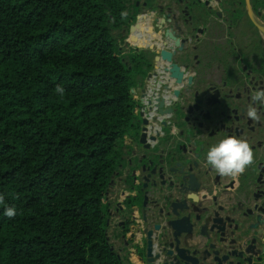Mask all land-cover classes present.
Masks as SVG:
<instances>
[{
	"label": "trees",
	"instance_id": "1",
	"mask_svg": "<svg viewBox=\"0 0 264 264\" xmlns=\"http://www.w3.org/2000/svg\"><path fill=\"white\" fill-rule=\"evenodd\" d=\"M123 21L124 0H0V264H131L105 202L142 98Z\"/></svg>",
	"mask_w": 264,
	"mask_h": 264
},
{
	"label": "flooded vegetation",
	"instance_id": "2",
	"mask_svg": "<svg viewBox=\"0 0 264 264\" xmlns=\"http://www.w3.org/2000/svg\"><path fill=\"white\" fill-rule=\"evenodd\" d=\"M250 4L264 24V0ZM138 14L153 26L151 51L159 62L151 64L147 52H139L142 97L148 92L146 79L158 75L167 96L162 107L159 101L136 117L116 178L124 170L132 190L130 173L139 172L137 193L152 227L159 225L158 249L162 227L171 219L168 204L184 205L193 195L207 199L204 206L223 208L226 237L244 253L234 264H264V106L251 99L264 91V30L250 17L246 0H124V18L132 21ZM252 107L260 120L247 117ZM225 136L245 139L254 154L253 163L235 176L218 174L205 160L208 148ZM191 174L194 191L183 183ZM208 243L188 228L181 246L193 251Z\"/></svg>",
	"mask_w": 264,
	"mask_h": 264
},
{
	"label": "water",
	"instance_id": "3",
	"mask_svg": "<svg viewBox=\"0 0 264 264\" xmlns=\"http://www.w3.org/2000/svg\"><path fill=\"white\" fill-rule=\"evenodd\" d=\"M246 5L253 22L261 30H264V24L253 13L249 0H246ZM163 53L169 57L167 52ZM172 70L174 75L180 76V73L175 72V70L177 71L176 66ZM159 105L162 107L164 102L162 101ZM148 122L145 118L144 124H148ZM140 142L144 143L143 136ZM183 183L187 186L188 191H194L192 190V174L183 178ZM206 200L190 195L184 201V205L168 204L167 216H171V219L167 220L162 227L165 234L159 249L156 244L155 231L159 225L152 227L151 220L148 219L147 212L144 210V221L148 225L145 229L147 236L146 264H210L209 261H212V264H234L235 260L242 258L244 253L241 251L238 253L239 250L233 248V242L226 237L227 218L222 217L223 208H216L217 204L204 206ZM144 206H147L146 202ZM188 228L191 231L197 229L199 234L207 238L208 245L203 249L198 247L193 251L183 248L181 246L182 239L187 236Z\"/></svg>",
	"mask_w": 264,
	"mask_h": 264
},
{
	"label": "crops",
	"instance_id": "4",
	"mask_svg": "<svg viewBox=\"0 0 264 264\" xmlns=\"http://www.w3.org/2000/svg\"><path fill=\"white\" fill-rule=\"evenodd\" d=\"M146 94L148 97V92ZM154 111L155 109H152L151 113H154ZM127 141L125 137L124 145L127 144ZM125 177L126 173H124L123 170L121 176L116 178L114 183L112 182L105 199L110 216L107 226L108 230L110 229L114 234L113 236L124 243V250L131 264H146L147 236L145 229L148 225L143 219L144 210L140 204L139 195L137 193V187L140 183L139 172L134 169L130 173L132 190H128ZM127 200H131L129 204ZM153 223L154 222L151 221V226H153ZM125 230L127 232L124 234ZM119 235L122 237L119 238Z\"/></svg>",
	"mask_w": 264,
	"mask_h": 264
},
{
	"label": "rangeland",
	"instance_id": "5",
	"mask_svg": "<svg viewBox=\"0 0 264 264\" xmlns=\"http://www.w3.org/2000/svg\"><path fill=\"white\" fill-rule=\"evenodd\" d=\"M153 34V26L150 25L149 20L144 19L140 14L134 16L132 21L124 18V21L121 23V25L114 29V35L118 40L123 54L125 55L127 64H129L131 68L134 67L135 69L133 72V76L136 89L141 88V82L138 78L139 75L138 73H136L140 68V64L138 61V55L140 54L139 52H147V62L155 65L159 64L158 58H156L151 51L154 45V40L152 37ZM146 80L149 96L147 97L146 92H144L145 97L136 99V106L134 108V114L136 117L141 116L142 106L143 110H147L148 107L157 105L159 101L164 100L167 96V92L161 87L162 85L159 86V83H161L162 81V78L159 75L157 76V78L148 77V79ZM159 107L161 106L159 105ZM108 233L111 238V242L114 245V248L120 250L123 242L118 240L117 237L113 236L114 234L110 231V229L108 230Z\"/></svg>",
	"mask_w": 264,
	"mask_h": 264
},
{
	"label": "clouds",
	"instance_id": "6",
	"mask_svg": "<svg viewBox=\"0 0 264 264\" xmlns=\"http://www.w3.org/2000/svg\"><path fill=\"white\" fill-rule=\"evenodd\" d=\"M57 91L62 93L63 89L57 88ZM251 99L255 104L264 106V91H257ZM246 115L251 120H260L255 107L249 108ZM253 159L254 154L249 143L237 136H225L211 145L205 153L207 165L220 175L240 174L253 163ZM2 201L3 197L0 196V202ZM3 214L8 218H13L17 215V210L15 207H5Z\"/></svg>",
	"mask_w": 264,
	"mask_h": 264
}]
</instances>
